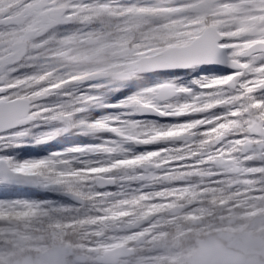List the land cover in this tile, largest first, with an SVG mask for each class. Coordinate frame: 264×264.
<instances>
[{"label": "snow or ice", "instance_id": "snow-or-ice-1", "mask_svg": "<svg viewBox=\"0 0 264 264\" xmlns=\"http://www.w3.org/2000/svg\"><path fill=\"white\" fill-rule=\"evenodd\" d=\"M0 187V264H264V0H0Z\"/></svg>", "mask_w": 264, "mask_h": 264}, {"label": "trees", "instance_id": "trees-1", "mask_svg": "<svg viewBox=\"0 0 264 264\" xmlns=\"http://www.w3.org/2000/svg\"><path fill=\"white\" fill-rule=\"evenodd\" d=\"M83 138H68V137H61L56 141H53L51 144L40 145L36 151L40 154L44 155L47 154L49 151H55L63 147H67L72 143L78 142V140ZM85 140V139H83ZM86 143V142H83ZM14 195H29V196H39L41 198H56L55 194L53 193H44L40 190H26L21 189L18 190L16 193H11L5 190L3 187H0V198H12Z\"/></svg>", "mask_w": 264, "mask_h": 264}, {"label": "rangeland", "instance_id": "rangeland-1", "mask_svg": "<svg viewBox=\"0 0 264 264\" xmlns=\"http://www.w3.org/2000/svg\"><path fill=\"white\" fill-rule=\"evenodd\" d=\"M83 139H85V140H83ZM83 139H79L78 140V142H75V143H83V142H89L88 140H87V138H83Z\"/></svg>", "mask_w": 264, "mask_h": 264}]
</instances>
